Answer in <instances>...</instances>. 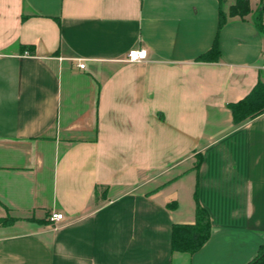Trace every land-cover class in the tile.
<instances>
[{"label": "crops", "instance_id": "obj_1", "mask_svg": "<svg viewBox=\"0 0 264 264\" xmlns=\"http://www.w3.org/2000/svg\"><path fill=\"white\" fill-rule=\"evenodd\" d=\"M252 1L220 31L219 61L204 63L218 0H0V219H16L0 227V264L258 255L264 114L236 126L229 109L264 83ZM132 50L147 60L130 63ZM198 206L209 240L174 253L173 226L195 224Z\"/></svg>", "mask_w": 264, "mask_h": 264}, {"label": "trees", "instance_id": "obj_2", "mask_svg": "<svg viewBox=\"0 0 264 264\" xmlns=\"http://www.w3.org/2000/svg\"><path fill=\"white\" fill-rule=\"evenodd\" d=\"M230 0H218L219 2V31L212 49L199 57L198 62L212 63L220 59L219 33L231 19L246 20L252 14L251 0H234V3L224 10L225 4ZM254 20L256 28L264 34V9L259 8ZM233 121L236 126L242 125L264 114V83H259L243 100L229 105ZM201 161L198 160L196 168ZM100 189L95 193L96 200L99 199ZM16 222L14 218L0 219V227L11 226ZM43 223V221L41 222ZM45 223V222H44ZM211 224L208 213L198 206L197 220L193 225L176 224L172 232V251L194 254L198 252L209 240ZM248 264H264V246L260 248L258 255Z\"/></svg>", "mask_w": 264, "mask_h": 264}, {"label": "built area", "instance_id": "obj_3", "mask_svg": "<svg viewBox=\"0 0 264 264\" xmlns=\"http://www.w3.org/2000/svg\"><path fill=\"white\" fill-rule=\"evenodd\" d=\"M147 58H148V54L146 50H132L128 54V61L130 63H141L146 61ZM78 67L80 69H85V64L80 63L78 64ZM63 220H64V216L62 214H53L51 217V221L53 222H59Z\"/></svg>", "mask_w": 264, "mask_h": 264}, {"label": "rangeland", "instance_id": "obj_4", "mask_svg": "<svg viewBox=\"0 0 264 264\" xmlns=\"http://www.w3.org/2000/svg\"><path fill=\"white\" fill-rule=\"evenodd\" d=\"M252 3H253V12H254V14H253V17H252V18H253V20H255V19H256V17L258 16L256 12L258 11V9H259V8H261V6H260V5H258V4L256 5V4H255V0H254V1H252ZM226 5H227V3L225 4V6H226Z\"/></svg>", "mask_w": 264, "mask_h": 264}]
</instances>
